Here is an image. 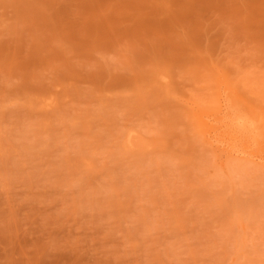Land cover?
<instances>
[{
	"label": "rangeland",
	"instance_id": "obj_1",
	"mask_svg": "<svg viewBox=\"0 0 264 264\" xmlns=\"http://www.w3.org/2000/svg\"><path fill=\"white\" fill-rule=\"evenodd\" d=\"M0 264H264V0H0Z\"/></svg>",
	"mask_w": 264,
	"mask_h": 264
}]
</instances>
